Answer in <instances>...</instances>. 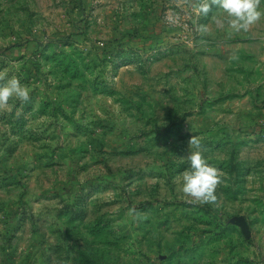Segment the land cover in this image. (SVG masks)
Returning <instances> with one entry per match:
<instances>
[{
  "label": "rangeland",
  "instance_id": "1",
  "mask_svg": "<svg viewBox=\"0 0 264 264\" xmlns=\"http://www.w3.org/2000/svg\"><path fill=\"white\" fill-rule=\"evenodd\" d=\"M204 2L0 0L31 95L0 110V264H264V18ZM192 136L216 204L174 183Z\"/></svg>",
  "mask_w": 264,
  "mask_h": 264
},
{
  "label": "clouds",
  "instance_id": "2",
  "mask_svg": "<svg viewBox=\"0 0 264 264\" xmlns=\"http://www.w3.org/2000/svg\"><path fill=\"white\" fill-rule=\"evenodd\" d=\"M212 6L222 9L227 14L228 27L235 32L248 31L252 25L264 18L261 0H205L200 6V11L207 15ZM200 29L206 31L204 26H200ZM231 58L236 57L233 55ZM12 98L28 103L31 99L30 89L16 76L6 78V73L0 72V110L8 108ZM188 143L189 153L186 160L189 168L175 179L177 191L187 197L190 203L216 204L218 202L216 192L223 183V173L209 164L197 136H192ZM129 214L135 219L146 218L144 213L138 212L135 208L130 209Z\"/></svg>",
  "mask_w": 264,
  "mask_h": 264
},
{
  "label": "water",
  "instance_id": "3",
  "mask_svg": "<svg viewBox=\"0 0 264 264\" xmlns=\"http://www.w3.org/2000/svg\"><path fill=\"white\" fill-rule=\"evenodd\" d=\"M233 222L240 227L241 232L245 236L246 239H250L251 234L248 227V224L246 223L245 219L242 217L234 218Z\"/></svg>",
  "mask_w": 264,
  "mask_h": 264
}]
</instances>
